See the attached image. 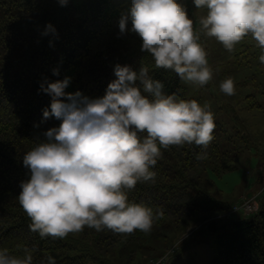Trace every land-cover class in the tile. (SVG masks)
Returning a JSON list of instances; mask_svg holds the SVG:
<instances>
[{
    "label": "trees",
    "instance_id": "16d2710c",
    "mask_svg": "<svg viewBox=\"0 0 264 264\" xmlns=\"http://www.w3.org/2000/svg\"><path fill=\"white\" fill-rule=\"evenodd\" d=\"M128 9L126 0H68L67 6L58 0H0V249L16 255L23 254V246L35 249L33 264L48 255L55 264H134L139 255L148 261L165 254L169 234L179 235L189 218L205 213L209 216L203 224L214 234V264H264V188L255 197L257 209L246 215L234 210L243 198L222 199L212 181L238 169L241 154L250 155V149L260 163L259 176L264 177V130L257 142L244 129L220 140L215 126L206 150L195 144L161 149L155 183L137 184L128 194L130 201L159 214L150 233L118 234L86 227L63 239H41L30 231L31 220L17 199L21 181L29 178L23 155L45 140L44 132L61 123L54 117L43 119L52 98L40 90L42 83L71 77L65 92L99 98L116 79L115 65L138 71L143 64L163 83L165 94L192 100L173 71L154 68L137 35L120 34L118 22ZM48 24L54 35L44 34ZM244 40L248 42L241 50L244 58L251 54L258 58L255 41ZM54 69L59 75L53 74ZM245 101L247 110L264 111L254 94ZM202 151L207 157L198 160ZM234 213L241 216H229Z\"/></svg>",
    "mask_w": 264,
    "mask_h": 264
},
{
    "label": "clouds",
    "instance_id": "9594fccd",
    "mask_svg": "<svg viewBox=\"0 0 264 264\" xmlns=\"http://www.w3.org/2000/svg\"><path fill=\"white\" fill-rule=\"evenodd\" d=\"M192 3L204 13L196 21L198 27L179 0H131L120 16L119 32L140 38L141 51L152 57L155 69L171 70L184 83L200 87L214 75L202 37L214 38L228 52L250 37L264 64V0ZM49 33L55 34L51 24L44 32ZM114 75L99 98L65 92L71 77L41 84L40 90L52 98L43 119L54 117L61 123L44 132L45 140L23 155L29 178L21 181L17 197L31 220L30 231L41 239H63L86 227L150 233L159 214L130 201L129 192L137 184L155 183L161 149L195 144L206 150L214 139L209 105L165 94L163 83L143 64L138 71L117 64ZM219 88L227 96L235 95L231 77ZM206 157V151L196 156ZM34 251L23 246V254L16 255L0 249V264H33ZM40 264H55V259L48 255Z\"/></svg>",
    "mask_w": 264,
    "mask_h": 264
},
{
    "label": "rangeland",
    "instance_id": "374dc122",
    "mask_svg": "<svg viewBox=\"0 0 264 264\" xmlns=\"http://www.w3.org/2000/svg\"><path fill=\"white\" fill-rule=\"evenodd\" d=\"M126 1L130 8L131 0ZM179 2L186 5L189 17L198 27L196 21L204 13L194 8L192 0H179ZM201 42L208 53L209 64L214 72L213 79L203 87L182 81L185 96L196 100L201 105L210 106L220 140H224L229 135L235 136L244 129L251 134L255 142L257 139L261 141L259 138L262 136L261 131L264 130V111L247 110L245 97L254 94L264 104V66H260L259 59L252 54L244 58L246 53H241V50L243 45L248 43L246 40L238 44L233 52L225 50L214 38L202 37ZM252 51L253 49L250 53ZM228 77L235 82V95L232 96L223 94L219 88L220 83ZM249 153L248 156L245 153L241 154L238 169L235 171L226 172L219 178L212 177L214 186L220 191L222 199L232 202L247 197L254 199L252 210L247 211L248 213L241 212L246 215L255 212V207L257 208L255 197L264 188V177L259 176L261 167L258 158L252 149ZM241 213L229 216L238 218ZM208 216L205 213L195 214L183 224L179 235L176 231L169 234L168 250L165 253L171 249H174V252L168 253L165 264H214L216 260L214 234L207 225L203 224V219ZM138 258L139 262L134 264H147L151 260H143L142 255ZM155 258L157 257L152 259Z\"/></svg>",
    "mask_w": 264,
    "mask_h": 264
},
{
    "label": "built area",
    "instance_id": "2783aa9c",
    "mask_svg": "<svg viewBox=\"0 0 264 264\" xmlns=\"http://www.w3.org/2000/svg\"><path fill=\"white\" fill-rule=\"evenodd\" d=\"M253 200L254 199L243 198L238 205L234 206V210H240L241 209L244 213H248L247 211H251L253 206H254V204H252ZM254 203H255V201H254ZM256 209L257 208L255 207V210ZM169 252H174V249H171ZM168 253H165V254L161 255L160 257H158V258L151 259L147 264H165L166 257L168 255Z\"/></svg>",
    "mask_w": 264,
    "mask_h": 264
}]
</instances>
